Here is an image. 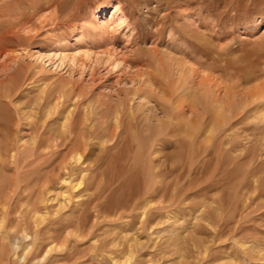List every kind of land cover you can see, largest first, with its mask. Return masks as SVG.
<instances>
[{"label":"rangeland","instance_id":"rangeland-1","mask_svg":"<svg viewBox=\"0 0 264 264\" xmlns=\"http://www.w3.org/2000/svg\"><path fill=\"white\" fill-rule=\"evenodd\" d=\"M173 79L223 100L230 126L220 136V188L203 189L213 173L195 172L203 163L172 139L156 145L160 153L152 163L164 191L141 201L149 202L148 213L176 195L177 205L156 214L150 226L141 212L125 208L121 218L100 214L59 237L54 228L53 237L40 238L37 230L55 218V203L44 226L0 220V264H264V0H0V170L8 162L5 147L23 157L42 135L47 145L36 163L39 175L49 174L73 142L72 121L83 123L92 107L131 98L145 82ZM156 115L166 121L160 111ZM156 120L153 128L160 126ZM94 122L116 126L112 115ZM216 126L209 128L208 144L219 132ZM141 142L140 149L147 143ZM112 143L94 140L87 162L99 168L106 161L107 181L120 163L121 146L104 150ZM14 167L0 175L8 182H0L3 187L19 179L26 195L38 188L35 171ZM140 180L138 173L121 176V186L103 194L108 211L141 197ZM208 197L222 198L223 208L217 210ZM32 202L24 200L21 210ZM44 246L51 252L42 261L46 250H38Z\"/></svg>","mask_w":264,"mask_h":264},{"label":"bare ground","instance_id":"bare-ground-1","mask_svg":"<svg viewBox=\"0 0 264 264\" xmlns=\"http://www.w3.org/2000/svg\"><path fill=\"white\" fill-rule=\"evenodd\" d=\"M145 83V88L138 89L131 95V98L128 96L117 98L116 105L113 107H108L107 104H100V108L98 109L92 107L89 114L85 116L83 123L82 121H72L69 126V134L72 136L73 142L68 149H65L66 151L62 153L61 160L59 161L60 163L53 165L49 174L39 175L42 167L36 163V158L41 148L47 145V140L41 138L42 135L29 144L30 152L23 157L18 154V150L14 151V149H10L11 147H5L4 156L8 162L2 164L3 166L1 165L3 170H0V175L6 166L10 165L12 167L15 166L16 172L22 170L25 172L35 171L34 185L38 188L32 189L26 195L24 181L14 179L12 185L6 188L3 187V184L7 185L8 182H4L5 179L2 182L0 181L1 184L4 182L3 186L0 184L1 222L7 221L11 224L23 222L28 225L32 221L35 224L39 221L42 223L46 219L44 216L50 214L49 205L57 203L55 208H53L54 211H52V215L55 218L50 220L49 225L44 230L36 229V234L40 238L45 234H51L54 228L56 229L54 232L58 235L56 237H59L75 224L76 226H83L100 214L103 217L118 215L121 218L124 214L122 212L125 211L120 212V210L125 208L130 213L141 212V220L144 219L143 223L150 226L156 214L160 215L161 211L171 209L177 205L176 195L169 199L170 202L165 207L160 210L158 209L157 212L148 213L146 209L149 206V202L142 203L141 201L148 195H160L164 191L161 188L163 184L155 181L159 174L152 172L154 170L152 163H154L160 153V149L157 146L161 147L165 142L172 141V139L176 140L189 152H192L195 155L194 158L198 157L199 160H197L203 163L202 169L194 167L195 172L204 174L213 173L209 178L210 184L205 185L203 189L209 192L213 188L219 189L222 181L220 169L222 168L223 156L221 151L224 143V138L220 139V136L223 134V127L230 126V117H226L224 114L223 100L220 99L216 92L211 93L205 88L201 89L199 86H189L185 81L180 83L173 79L170 84L165 81L157 83V85L151 82ZM136 99L140 102L137 103ZM176 102L180 104L176 105ZM153 103H156L155 106H151ZM157 111L164 114L165 122L160 121V119L156 120ZM110 115L115 119L116 126L114 129H111L108 125H99L97 127L95 122L93 123V121L109 118ZM154 120L160 123V126L157 128H153L152 122ZM86 121H90L91 125H86ZM211 125L213 127L217 125L216 129L219 127V132L214 137L213 143L208 144L206 138ZM117 130H120L119 134ZM94 140L102 141L103 144L114 141L111 146L104 148L105 151H110L111 147L116 148L121 146L117 150L118 154H116L120 159V163L115 165V177L109 181L106 180L109 171V165L106 166V161L104 164L99 165V168H95L96 164L94 166L91 163H87L90 160L91 151L95 145L93 144ZM143 140H146L147 143L142 144L140 149L138 143H142L141 141ZM230 150L232 149L230 148ZM128 153L132 155L128 156ZM189 162L192 161L190 160ZM128 172L139 174L140 181H142L141 188H143L141 197L138 194L139 196L133 197L134 199H130L126 203L123 202L122 204L119 202L116 204L118 207L113 212H110L107 209L110 204L102 200L104 198L103 194L115 185H119L116 181ZM215 178H217L216 181L218 182L213 185L211 181ZM120 186L121 184L118 187ZM60 188H65V190L60 192L54 191L55 189L60 190ZM92 190L95 193H90ZM164 197L166 198L165 195ZM27 198L30 201L33 200V202L29 203L25 210H21V204ZM207 199L211 201L210 204L214 203L216 205L217 210L223 208L224 201L222 198L217 197L214 199L208 197ZM210 204L207 202L204 205L208 213L212 209ZM93 211L96 212V215L92 213ZM220 218H222L221 215L217 219ZM41 225L44 226L43 223ZM42 251L46 252L41 257L43 261L45 256L50 254L51 250L46 249V246H44L38 250V252Z\"/></svg>","mask_w":264,"mask_h":264}]
</instances>
